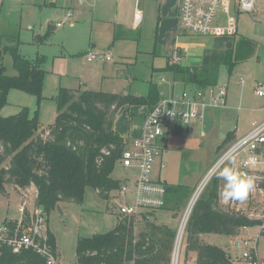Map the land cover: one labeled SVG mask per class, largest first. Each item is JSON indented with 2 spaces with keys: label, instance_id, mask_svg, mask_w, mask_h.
<instances>
[{
  "label": "trees",
  "instance_id": "obj_1",
  "mask_svg": "<svg viewBox=\"0 0 264 264\" xmlns=\"http://www.w3.org/2000/svg\"><path fill=\"white\" fill-rule=\"evenodd\" d=\"M52 35L53 26L50 25L46 34L38 35L35 41L44 43ZM8 54L17 71L15 75L6 73L4 56ZM42 59L27 58L18 45H7L0 53V162L10 159L9 165L0 169V192L5 191L7 182L19 189L33 185L37 189V205L50 215L63 202H83L88 186L108 200L113 192L122 188L124 181L114 178L113 172L118 163L123 164L128 144L114 128L115 117L131 106L151 109L166 95L162 93L163 86L155 80L149 82V92L145 95L60 87L55 96L57 119L47 128H43L38 110L32 113L26 106L16 114L3 116L1 111L9 102L11 89L22 90L42 100L47 72L42 68ZM223 62L232 72L236 62L231 51L221 57L214 54L208 65L184 67L168 62L159 72H171L172 81L184 83V90L203 89L219 84L217 71ZM233 140L229 132L219 150L231 146ZM163 183L167 189L166 204L151 212L149 218L119 214L113 230L80 236L78 264H173L179 231L169 224L159 223L157 214L170 209L173 217H178L192 189ZM220 197L219 180L212 177L192 208L186 225V253L196 255L195 264H236L228 248L208 243L203 235L217 233L238 237L243 228L264 224L263 219L251 218L245 210L224 209ZM137 222L143 224L138 233ZM48 243L58 255L57 240L51 230ZM0 264H47V259L33 248L15 253L3 245Z\"/></svg>",
  "mask_w": 264,
  "mask_h": 264
},
{
  "label": "rangeland",
  "instance_id": "obj_2",
  "mask_svg": "<svg viewBox=\"0 0 264 264\" xmlns=\"http://www.w3.org/2000/svg\"><path fill=\"white\" fill-rule=\"evenodd\" d=\"M45 2L46 0H0V53L7 45H18L21 46V53L25 54L27 58H34L31 60H35L37 56L49 58L47 62L44 61L42 64L44 70L48 71L46 72L48 76L46 77L47 82L43 89L42 100L39 101L35 95L22 90L11 89L8 96L9 102L3 110V116L16 114L22 107L26 106L33 111L32 113L38 110L39 119L45 124L43 128L55 123L57 119L58 111L55 96L58 94L61 85L66 87L71 84L66 76L54 74L55 66L53 67L54 63H56L54 59L58 58L56 56L59 53L65 54V49H61L60 42H65L68 45L66 42L67 37L62 36L69 33L71 21L65 22L61 27H56L57 22L63 19L64 13L66 14L67 5L66 3L63 5L61 0L55 6L45 4ZM77 2L79 3V0ZM137 8L143 12L144 18L137 27L133 28L131 26L133 9L137 10ZM98 9L101 10V5H99ZM124 13L125 17L122 16ZM96 16L103 17L104 14L93 15V13L88 12L85 20L77 19L78 27H80L79 31L86 32V30H89L91 34L92 28L97 31V26L101 22L108 23L112 20L110 15L109 17L106 16L109 20L105 18L102 21L95 19ZM119 17L121 21H113L111 27L112 29L118 28L123 25V20H127L126 28L121 27L120 30L121 33L124 31L128 36V41L125 42L124 48L129 56L127 58L120 56L115 58L117 61L123 60L125 62L115 66L117 71L112 76L113 80L111 78L103 80L97 90L115 91L113 93H129L131 91L134 94L143 95L148 91L147 77L152 75L151 66L163 67L168 62V58L161 54L160 49L156 50L157 54L155 56L152 48L156 41L159 17L157 0H129L127 7L124 10H120ZM50 25H53V40L44 44L41 48L42 50L37 52L36 43L38 42L35 41V38L38 35L44 36ZM64 29L67 30L62 31ZM68 37L71 38L72 35ZM194 37L201 39L199 36ZM204 39L208 40V44L206 43L203 47L209 50L214 49L215 56L221 57L223 53L231 51L232 57L236 62L232 72H229V65L224 62L219 65L220 71H217V80L220 85L227 86L229 104L233 105L236 111H233L229 118L215 129L204 130L205 135L199 139L200 144L191 143L193 149L188 154L183 153L181 151L183 147L175 142L170 144L169 152L165 153V155H162L161 150L156 148L151 177L155 174L156 177L154 176V178L158 180V174L162 171V178H165L168 183L182 184L192 189L178 217L174 218L173 211L170 209H164L157 214L159 223L169 224L176 228L177 231H181V229L183 231L184 229L179 264L181 260L184 264L186 262L187 264L196 262L194 253H191V255L186 253V225L191 213L184 225L183 220L193 197L199 192L205 181H207L205 187L210 183L214 174L210 175V173L226 152H224L225 148L230 146L226 145L218 152L224 136L228 130H241V126L252 124L254 122L251 123L252 119L258 118L257 113H254L253 110H259L264 102V98H260L256 90V81H264V1L259 0L257 2L256 10L253 13L239 14L238 32L236 35L205 37ZM78 45L79 42L76 41L75 46ZM139 46L142 51H139ZM147 49L151 50L146 52ZM200 50V47H198L195 52H200ZM76 57H80V55H76ZM4 61L7 68L6 73L15 75L17 71L13 67V60L9 54L4 56ZM88 62L84 65L85 67H90ZM109 65L114 67L111 63ZM165 83H170V81L166 80ZM181 88L179 87V89ZM242 97H244L245 102L240 104L239 101ZM233 120L235 122L231 124ZM195 149L197 150L195 151ZM3 162L7 166L10 163V159L8 158ZM161 163L166 166L165 170H163L164 166L161 167ZM126 167L118 163L114 169L113 177L121 181H127L129 187H134L140 176V168L138 167L139 169L136 168L133 171V169H127ZM4 186L5 191L0 192V221L7 217L8 219H19L22 216L19 208L25 200L30 211L36 209L37 189L34 186V190L30 189L31 187L19 190L12 182H7ZM26 194L27 196L24 197ZM256 196L263 198L260 199L261 202L259 201V208L238 210L247 211L250 217H253L251 216L252 214L261 216L264 212V195H254V197ZM249 197L252 196L249 195ZM121 201L122 198L117 191L113 192L108 200L100 195L95 188L88 186L85 190L83 202H63L50 215H47L49 220L48 231L51 230L57 240V256L60 264H78L77 242L80 236H93L115 228L119 215L117 208ZM223 208L229 209L232 207L227 202L225 206L223 205ZM142 227L143 224L137 222L136 232L138 233ZM262 227L260 225L243 228L241 235L238 237L259 238V241L257 240L258 255L264 260V236L262 235L264 229ZM209 238L213 244L228 248L236 264H243L241 258L242 250L235 246L237 237L212 233L209 234Z\"/></svg>",
  "mask_w": 264,
  "mask_h": 264
},
{
  "label": "built area",
  "instance_id": "obj_3",
  "mask_svg": "<svg viewBox=\"0 0 264 264\" xmlns=\"http://www.w3.org/2000/svg\"><path fill=\"white\" fill-rule=\"evenodd\" d=\"M258 1L180 0V22L183 29L190 35L234 36L238 32L239 14L253 13ZM73 15L71 10H67L63 19L58 21L56 26H63L65 22L73 18ZM85 56L90 62L112 60L110 53L99 50L90 51ZM227 94V88L220 84L203 89L182 90L165 96L156 106L149 109L144 122V133L135 137L131 142H127L128 146L123 154V165L130 167L137 164L140 168V176L134 187H129L127 181H124L122 188L118 191L122 198L121 204L117 208L120 215L149 218L151 212L165 206L166 186L163 182L151 177L157 141L174 124L180 122L187 125L195 119L204 120L208 108L225 106ZM257 94L264 97L262 82L258 84ZM225 151L224 155L229 154L233 160H239V167H235L236 169L255 178L256 186L250 195H264V121L255 125ZM217 164L218 162L210 175L214 173ZM206 184L207 181L202 184L199 192L190 202L183 223L187 222L192 208ZM26 196L27 194L24 195V197ZM19 209L22 212L19 219L0 221V247L9 246L15 253L33 248L47 259V264H60L58 256L48 243L47 213L38 205L34 211H30L26 200ZM251 216H253L251 218L264 220V212L261 216L253 214ZM262 226L264 229V224ZM179 232L173 264H179L180 250L183 244L184 231ZM257 240L259 241V238L249 239L243 236L236 238L235 246L242 250L243 264H264V260L258 255Z\"/></svg>",
  "mask_w": 264,
  "mask_h": 264
},
{
  "label": "crops",
  "instance_id": "obj_4",
  "mask_svg": "<svg viewBox=\"0 0 264 264\" xmlns=\"http://www.w3.org/2000/svg\"><path fill=\"white\" fill-rule=\"evenodd\" d=\"M59 1L60 0H50V1L46 0L45 4L55 6L56 3H59ZM61 1L63 5H65V3L67 5L66 11L71 10L74 13L73 18L75 20L73 18L70 20L71 22H70L69 33H66L65 35L62 36V37H67L66 42L68 43V45L65 42L64 43L62 41L60 42L61 49L62 48L65 49V54L59 53V55L56 56L58 58L55 57L56 59L54 60H56V63H54L53 65V67L55 66L54 74L66 76L68 81L71 82V84H68V86H66L68 88L97 90L98 86H100L103 80L110 78L113 80L112 76L117 71L115 66H118V64H123L125 62L123 60L117 61V59L115 58L118 56L127 58L129 56L128 52H125L127 50L124 48V45L126 44L125 42L128 41L127 39L128 36L124 31L123 33H121L120 30L121 27L126 28L127 20L126 19L125 21L123 20V25L118 28L115 27V29H112L111 27L113 21L115 22L116 20H120L119 17L120 10L121 9L124 10L127 7L129 0H79V3L77 2V0L76 1L61 0ZM99 5H101V10L98 9ZM179 9H180V0H157V11H159V17L157 22L156 41L155 44L152 45L154 55L156 56L157 54L156 50L160 49L162 52L161 54L166 56L168 58V62L172 64L179 63L181 66L184 67L208 65L214 54V49L209 50L203 47L206 43L208 44V40L204 39L205 37L199 36L201 39H197V37H194L195 35H190L183 29L180 22ZM88 12H90L91 14L93 13V15L104 14L103 17L98 16L99 19L96 16L95 19L99 21L105 19L106 16L109 17V15H110V19L112 20L111 22L108 23L101 22L97 26V31L96 29L92 28L91 34L89 30H86V32L79 31L80 27H78L77 19L81 21L85 20V18H87ZM122 16L125 17V13ZM143 18H144V14L142 11H140V9L138 8L137 10L133 9V22L131 26L133 28L137 27ZM106 19L109 20V18ZM65 30L67 29H64L62 31ZM71 35L72 37L69 38L68 36ZM53 37L47 40V42L41 44L36 43L37 45L36 48L38 49L37 52L42 50L41 48L44 44L53 40ZM76 41L79 42L78 46H75ZM140 46H139V51H142L140 49ZM198 47H200L201 49L200 52H195V49H197ZM19 48L21 50V46H19ZM93 50H99V51H104L106 53H110L112 56V60L96 61V62L89 61L88 64H90L89 65L90 67H85L84 65L88 61L85 55ZM150 50L151 49H147L146 52H149ZM76 55H80V57H76ZM37 57H41V56H37ZM48 59L49 58L43 57L42 62L44 61L47 62ZM110 63L113 64L114 67H111L112 65H109ZM166 65L163 67H156L155 65L151 66L152 75L147 77L148 78L147 93L149 92V86H150L149 82L151 80H155L163 86L164 91L162 93H164L166 96L180 92L185 89L186 86L184 83L172 81L173 75L171 72H159V70L166 67ZM47 76L48 75L45 76L44 86L46 85L47 82L46 81ZM166 80L170 81V83L166 84L165 83ZM259 82H262L264 84V81L257 80L256 88H258ZM179 87L182 88L179 89ZM225 87L227 88V86ZM227 92H228V88H227ZM120 93H127V92H120ZM136 94L141 95L138 93ZM228 97H229V92L227 94V104L225 106L208 108L204 120L195 119L192 120L187 125H184L180 122L174 124L168 130V132H166L164 136H162L156 143V147L159 150H161L162 155L163 154L165 155V153L169 152L168 149L170 148V144L173 142L183 147L181 150L183 153L185 154L190 153L193 149L191 143L194 142L196 145L200 144L199 139H201L205 135L206 130L208 131L209 129H215L219 124L227 120L229 118V115H231L233 111H236V108H234L233 105L229 104ZM260 98H264V97H260ZM244 102H245L244 97H242L239 103L241 104ZM4 108L1 111L2 115H4L3 114ZM148 111L149 108L147 106H131L128 108H124L116 115L114 120V128L121 134V136L124 138L126 142H131L135 137L141 136L144 133V122ZM253 112L257 113L258 118L257 119L253 118L251 123L253 121L254 122L252 124H250L249 126H241L242 128L241 130L239 129L228 130L227 134L224 136V139L227 137L229 132H232L234 136L233 141H236L237 139L245 135L247 132H249L255 125L264 121V102L259 110L254 109ZM238 119H239V113H238ZM232 122H235V120L231 121V124ZM196 150L197 149H195V151ZM219 151L220 150H218V152ZM1 152H2V147L0 145V154ZM233 161L234 164H232V166L239 167V160L237 159ZM2 167H6L4 165V162H0V169ZM138 167L139 166H137L136 164L126 168L133 169L134 171V169ZM161 167H163V170L166 169V166L163 165V163H161ZM154 176L152 175V178L156 180ZM162 176H163V172L160 171L158 174V181L168 183V181L165 180V178L163 179ZM30 187H31L30 189L34 190L35 186L33 187L32 185ZM219 189L221 196V193L224 190L223 180H219ZM220 198H221L220 203L225 206L227 202H225L222 199V196ZM260 199L263 198L260 196H256V197L252 196V197H248L247 199L248 201L245 200L243 202H240L233 200V201H229L228 203L231 205L232 208H235L237 210L248 209V208L254 209V208H259L260 206L259 201L261 202ZM6 219H8V217ZM203 239L208 243L213 244V242L209 238V234L203 235ZM180 264H184V262L182 263L181 260Z\"/></svg>",
  "mask_w": 264,
  "mask_h": 264
},
{
  "label": "clouds",
  "instance_id": "obj_5",
  "mask_svg": "<svg viewBox=\"0 0 264 264\" xmlns=\"http://www.w3.org/2000/svg\"><path fill=\"white\" fill-rule=\"evenodd\" d=\"M231 156L225 154L218 161L217 167L214 171L213 178L224 181V190L221 193L222 199L225 202L240 201L243 202L248 199L249 195L255 188V178L240 172L235 167Z\"/></svg>",
  "mask_w": 264,
  "mask_h": 264
},
{
  "label": "bare ground",
  "instance_id": "obj_6",
  "mask_svg": "<svg viewBox=\"0 0 264 264\" xmlns=\"http://www.w3.org/2000/svg\"><path fill=\"white\" fill-rule=\"evenodd\" d=\"M183 225H184V223H183ZM183 225H182V227H184ZM183 231H184V229H183ZM183 231H182V229H181V233H182Z\"/></svg>",
  "mask_w": 264,
  "mask_h": 264
},
{
  "label": "water",
  "instance_id": "obj_7",
  "mask_svg": "<svg viewBox=\"0 0 264 264\" xmlns=\"http://www.w3.org/2000/svg\"><path fill=\"white\" fill-rule=\"evenodd\" d=\"M180 231V230H179ZM178 234H179V232H178Z\"/></svg>",
  "mask_w": 264,
  "mask_h": 264
}]
</instances>
